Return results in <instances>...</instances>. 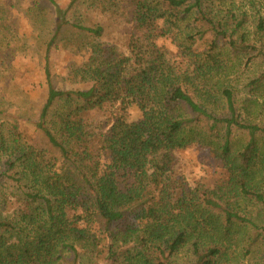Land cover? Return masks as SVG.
<instances>
[{"label":"trees","instance_id":"16d2710c","mask_svg":"<svg viewBox=\"0 0 264 264\" xmlns=\"http://www.w3.org/2000/svg\"><path fill=\"white\" fill-rule=\"evenodd\" d=\"M87 1L46 0L38 118L0 113V264L264 258V0H126L125 51L76 15ZM69 33L82 58L62 89L50 56ZM171 49L186 61L171 62ZM245 58L258 71L243 76ZM187 149L208 150L226 179L189 187L175 170Z\"/></svg>","mask_w":264,"mask_h":264},{"label":"rangeland","instance_id":"374dc122","mask_svg":"<svg viewBox=\"0 0 264 264\" xmlns=\"http://www.w3.org/2000/svg\"><path fill=\"white\" fill-rule=\"evenodd\" d=\"M54 1L61 7L71 2ZM113 2H116V6H112ZM236 2L241 3L242 0ZM101 5L98 0H88L76 15H82L103 28L102 42L125 51L127 39L133 32L126 0L109 1L104 7ZM53 28V9L46 0H0V113L5 119L14 116L33 120L38 118L46 95L42 69L45 45L50 40ZM73 36L70 33L66 35L59 44L60 48L50 56L53 83L62 89L71 87L70 69L79 65L82 58V53L79 54L68 44ZM175 53V50H170L171 62L179 65L186 61ZM245 62L246 58L241 65L243 76L258 71L253 63L248 65L247 70ZM102 121L101 112L95 111L88 116V124L96 131L100 129ZM22 128L28 136L29 127L23 124ZM234 135V148H238L246 138L239 133ZM175 170L189 187L200 184L212 189L227 177L222 163L208 150L201 149L180 151ZM239 253V250L231 251L230 261H223L222 264H264V258L249 259L244 253L242 258ZM95 264L103 263L95 260Z\"/></svg>","mask_w":264,"mask_h":264}]
</instances>
